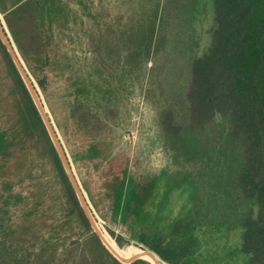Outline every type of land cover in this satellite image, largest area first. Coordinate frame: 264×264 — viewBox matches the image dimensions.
<instances>
[{"label":"rangeland","instance_id":"rangeland-1","mask_svg":"<svg viewBox=\"0 0 264 264\" xmlns=\"http://www.w3.org/2000/svg\"><path fill=\"white\" fill-rule=\"evenodd\" d=\"M20 1L0 0L1 30L103 244H114L100 238L111 239L108 229L129 236L128 220L111 216L112 183L123 169L134 184L162 176L170 191L191 183L199 199L216 200L217 217L249 207L232 194L240 145L227 120L216 115L203 128L187 121L190 59L208 46L212 0H31L19 16ZM22 104L0 49V131L8 141L0 153L2 255L13 264L19 249L33 264H75L85 250L99 262L92 244L76 248L88 234ZM89 148L97 154L84 156ZM129 247L138 246L119 248Z\"/></svg>","mask_w":264,"mask_h":264},{"label":"trees","instance_id":"trees-1","mask_svg":"<svg viewBox=\"0 0 264 264\" xmlns=\"http://www.w3.org/2000/svg\"><path fill=\"white\" fill-rule=\"evenodd\" d=\"M31 3L21 0L13 13L20 16L19 11ZM212 3L208 46L190 59L185 92L187 121L203 128L216 115L227 120L229 137L240 145V164L233 173L232 194L251 206L234 214L223 209L217 217L220 207L216 200L199 199L191 183L186 188L175 186L168 191L162 176L134 184L123 169L112 183L111 216L125 224L128 220L129 236L107 231L116 244H110L112 247L134 244L150 251L161 264H264V0ZM4 20L12 27L6 13ZM0 49L22 97L25 122L42 136L72 211L88 234L84 242L77 241L76 248L83 250L87 243L92 244L102 258L98 262L96 256H87L84 250L77 254L75 264H81L79 260L84 264H152L138 256L123 263L93 231L39 110L1 40ZM6 137V132L0 131V153L8 147ZM96 154L94 148H89L84 156ZM176 196L181 202L178 199L175 213ZM3 247L0 240V264H10L2 255V251L7 252ZM18 250L12 257L13 264L34 263L18 255Z\"/></svg>","mask_w":264,"mask_h":264},{"label":"bare ground","instance_id":"bare-ground-1","mask_svg":"<svg viewBox=\"0 0 264 264\" xmlns=\"http://www.w3.org/2000/svg\"><path fill=\"white\" fill-rule=\"evenodd\" d=\"M0 30H1V26H0ZM2 31V30H1ZM6 38V37H5ZM28 83L30 84V82L28 81ZM34 94V93H33ZM38 105V104H37ZM39 106V105H38ZM39 108V111H40V114L46 124V127L48 128V130L50 131V124L47 120V114L44 110V107L42 108V106L38 107ZM49 125V126H48ZM50 127V128H49ZM52 134V132H51ZM77 193H78V197L81 201V204L83 205L84 208H87V203L85 201V199L83 198V195H82V192L79 191V189L77 188ZM91 217V216H90ZM99 226V225H98ZM97 227V226H96ZM101 238L102 240L105 239V240H109V241H113L111 240L107 235L105 234H102L101 233ZM103 242L108 246V248L114 253V255H116L118 258H121L125 261H128L131 257H134V256H138V257H141V258H144L146 260H148L149 262H151L152 264H161L157 258L148 250L146 249H142V248H138V247H129L127 249H122V248H117V247H112L110 245H108L104 240ZM114 243V241H113ZM115 244V243H114ZM116 245V244H115Z\"/></svg>","mask_w":264,"mask_h":264},{"label":"water","instance_id":"water-1","mask_svg":"<svg viewBox=\"0 0 264 264\" xmlns=\"http://www.w3.org/2000/svg\"><path fill=\"white\" fill-rule=\"evenodd\" d=\"M0 40L2 41L3 45L5 46L6 50H7L8 53H9V55L11 56L12 61L14 62V64H15L17 70L19 71V65H18V62H17L16 59H15V55H14V53H13V51H12V48H11V46H10L8 40L5 38V36H4V34H3V32H2L1 30H0ZM19 73H20L22 79L24 80V83H25V85H26V87H27L29 93L31 94L32 98H34L31 85L28 83V81L26 80V78L23 77L21 71H19ZM35 104H36V103H35ZM36 106H37V108H38V105H37V104H36ZM38 110H39V108H38ZM39 113H40V111H39ZM40 115H41V114H40ZM41 117H42V116H41ZM42 119H43V118H42ZM43 121H44V120H43ZM44 123H45V122H44ZM45 126H46V124H45ZM46 128H47V127H46ZM47 130H48V129H47ZM48 132H50V131H48ZM49 135H50L51 140H52V142H53V144H54V146H55V148H56V150H57V152H58V154H59L58 147H57V145H56V143H55V141H54V139H53V137H52V134L50 133ZM59 156H60V154H59ZM60 158H61V157H60ZM61 160H62V159H61ZM62 163H63V161H62ZM63 166H64V164H63ZM64 168H65V166H64ZM65 171H66V168H65ZM66 173H67V171H66ZM67 175H68V173H67ZM68 177H69L70 182H71V184H72V186H73V188H74V190H75V192H76V194H77V197H78L76 184L74 183V180L72 181V179L70 178L69 175H68ZM78 199H79V197H78ZM79 201H80V199H79ZM80 203H81V201H80ZM81 206H82V208L84 209V207H83L82 204H81ZM84 211H85V210H84ZM85 213H86V211H85ZM86 215H87V213H86ZM88 218H89V217H88ZM89 220H90V219H89ZM90 223H91V221H90ZM97 235H98V234H97ZM98 236H99V235H98ZM100 238H101V237H100ZM101 239H102V238H101ZM106 247H107V246H106ZM107 248H108V247H107ZM108 250L114 255V253H113L109 248H108ZM114 256L117 257L116 255H114ZM117 258H118V257H117ZM135 258H138V257H131L128 261H125V260H123V259H121V258H118V259H119L120 261H122L123 263H127V262H130L131 260H133V259H135ZM139 258H141V257H139ZM143 259H144V258H143ZM150 263H151V262H150Z\"/></svg>","mask_w":264,"mask_h":264}]
</instances>
